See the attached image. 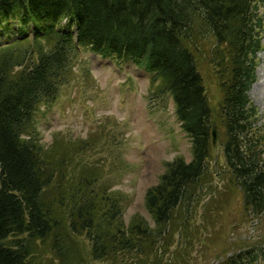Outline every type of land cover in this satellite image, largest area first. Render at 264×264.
I'll use <instances>...</instances> for the list:
<instances>
[{
	"label": "trees",
	"instance_id": "obj_1",
	"mask_svg": "<svg viewBox=\"0 0 264 264\" xmlns=\"http://www.w3.org/2000/svg\"><path fill=\"white\" fill-rule=\"evenodd\" d=\"M263 12L264 0H0L7 40H0V264H127L129 255L150 261L177 207L211 189L213 127L225 140V188L242 194L241 224L262 223L264 123L248 92ZM80 50L150 73L153 97H171L189 139L192 160L169 164L145 196L153 228L139 216L125 227L118 198L93 188L100 169L67 181L71 150L44 149L32 127L38 109L74 79L71 62ZM184 234L181 244L191 245L199 232ZM161 250L150 264H166ZM261 258L264 248H252L224 264Z\"/></svg>",
	"mask_w": 264,
	"mask_h": 264
},
{
	"label": "rangeland",
	"instance_id": "obj_2",
	"mask_svg": "<svg viewBox=\"0 0 264 264\" xmlns=\"http://www.w3.org/2000/svg\"><path fill=\"white\" fill-rule=\"evenodd\" d=\"M262 16L264 21V12ZM262 36V50L256 54V80L248 92L258 109L259 123H264V29ZM0 40L6 43V36ZM109 60L86 50L78 51L71 62L74 79L61 88L51 106L38 109L32 127L44 149H57V155L71 150L69 159L74 161L65 177L67 181H78L88 171L100 169L93 188L102 187L105 196L118 198L125 227L139 216L153 228L145 196L157 187L169 164L180 157L185 163L192 160L191 145L180 129L171 97H153L151 75L129 61ZM209 84L213 86L210 80ZM211 88V95H217L215 86ZM215 131L216 141L210 152L211 159H216L215 163L210 161L211 189L204 188L196 194L200 195L198 200L177 207L172 221L156 237L160 248L154 246L150 261L129 255L124 257L127 264L144 260L150 264L163 246L166 264H224L232 255L264 248V219L259 223L252 218L241 224L242 194L225 188V140L221 128ZM73 145L75 150L70 147ZM78 148L81 151H76ZM184 209L187 219L181 220ZM194 232L199 234L192 237L191 245L181 244L186 238L184 233ZM83 243L86 255L89 245ZM256 264H264V259Z\"/></svg>",
	"mask_w": 264,
	"mask_h": 264
},
{
	"label": "water",
	"instance_id": "obj_3",
	"mask_svg": "<svg viewBox=\"0 0 264 264\" xmlns=\"http://www.w3.org/2000/svg\"><path fill=\"white\" fill-rule=\"evenodd\" d=\"M216 128L215 127H213L212 128V145L214 146L215 145V141H216Z\"/></svg>",
	"mask_w": 264,
	"mask_h": 264
}]
</instances>
